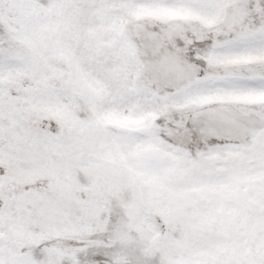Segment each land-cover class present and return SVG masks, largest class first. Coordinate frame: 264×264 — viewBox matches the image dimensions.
Here are the masks:
<instances>
[{"label": "snow or ice", "instance_id": "obj_1", "mask_svg": "<svg viewBox=\"0 0 264 264\" xmlns=\"http://www.w3.org/2000/svg\"><path fill=\"white\" fill-rule=\"evenodd\" d=\"M0 264H264V0H0Z\"/></svg>", "mask_w": 264, "mask_h": 264}]
</instances>
